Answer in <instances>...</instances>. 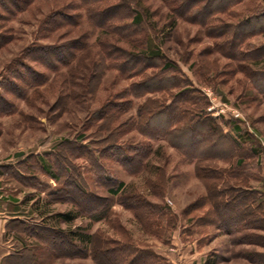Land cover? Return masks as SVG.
Returning a JSON list of instances; mask_svg holds the SVG:
<instances>
[{
  "label": "rangeland",
  "instance_id": "rangeland-1",
  "mask_svg": "<svg viewBox=\"0 0 264 264\" xmlns=\"http://www.w3.org/2000/svg\"><path fill=\"white\" fill-rule=\"evenodd\" d=\"M168 1H130L135 9L142 11L144 19L141 30L132 39L142 44L148 41L158 48L163 59L151 65L155 64L159 69L164 61L169 62L173 68L168 75L181 83V91H186L187 97L196 95L201 99L197 107L190 102L183 106L191 112L203 111V116L211 119L219 133L226 136L224 141L219 140L220 147L216 149L210 146L215 140H209L203 132H200L202 137H196L198 130L189 131L193 132L190 137L180 134L175 138L174 132L171 141L142 138L136 127L139 107L142 113H148L159 105H170V94H177L178 90L167 94L150 93L140 99L117 98L118 93L141 79L118 76L115 67L108 68V65L115 64L110 59H104L107 68L102 69L101 59L108 51L107 44L128 50L132 48L115 34L93 29L85 7L78 5L69 11L76 17L77 27L42 36L41 28L49 17L78 0H35L11 18L3 14L7 20H0V35H6L7 42L0 47V94L10 104L0 111V206L5 204V209L38 225L75 235V249L70 257L56 256L36 240V245H32L35 246L36 264H113L105 249L111 246L108 242L115 241L132 243L152 253L158 259L154 264H167L168 261L173 264H208L214 235L203 220L208 207L194 209L206 203L208 186H216L226 194L230 190L235 194L239 189L254 193L255 199L251 202L262 207L258 214L262 229L255 231L264 240V97L253 83V74L264 71V59L255 63L253 57H247L233 62L214 51L219 40L209 37L211 27L234 25L253 12L264 10V0H249L224 13L215 12L213 16L208 13L211 7L206 5V0H194L191 14L181 16L177 10L172 13L173 7ZM113 2L110 0L100 6ZM179 3L180 0H175V7ZM93 15L96 18V14L91 17ZM81 37L85 40V48L76 52L68 66H57L55 71L23 58L34 43L54 45ZM261 47H264V35H256L243 42L240 49L249 52ZM116 55L111 51V58L120 56ZM236 66L238 68L233 71ZM157 69L151 68L144 75H158ZM22 77L31 81V87L21 83ZM10 84L20 86V95L16 90L19 87L13 89ZM126 99L131 101L129 110L109 122V133L105 131L98 136L95 127L101 120L96 119L91 124L93 113L112 102H125ZM157 117L156 120V117H147L142 128L151 131L154 123L158 127L165 125V115ZM119 125L123 127L120 129ZM118 129V134L110 135ZM106 137H110L109 141ZM141 141L151 148L142 171L131 174L110 159L118 154L115 150H107L108 145H130ZM71 143L75 144L73 151L70 150ZM189 144L196 148L203 145L202 148H209V151L198 155L188 151L183 156L180 149ZM228 148L230 152L227 153ZM111 155L114 156L109 158ZM200 156L207 160L198 164L196 160ZM92 157L99 160L106 174L96 170ZM38 160L51 163L52 171L61 170L66 177L77 175L88 193L108 197L111 208L107 218L92 220L87 214H80L77 204L56 200L52 195L60 186L40 170ZM237 160L242 163L237 164ZM107 179L114 184L123 183L117 196L112 197L103 187L102 181ZM131 194L156 205L162 214L151 215L140 225L133 212L124 208L121 202ZM68 195L73 197L74 191L69 190ZM224 200L229 201L228 198ZM75 202L84 206L88 203L77 198ZM232 205L240 203L235 201ZM66 212L76 214L69 223L59 218V214ZM157 217H160L159 222ZM247 231L246 235L254 233L251 228H246ZM79 235H94L92 244H81L77 240ZM216 244L225 245L234 253L236 249H243L227 238ZM261 248L260 258L264 259V246ZM29 258V253L24 252L14 264H24ZM232 261L226 264L243 263L236 262L235 258Z\"/></svg>",
  "mask_w": 264,
  "mask_h": 264
},
{
  "label": "trees",
  "instance_id": "trees-1",
  "mask_svg": "<svg viewBox=\"0 0 264 264\" xmlns=\"http://www.w3.org/2000/svg\"><path fill=\"white\" fill-rule=\"evenodd\" d=\"M35 0H0V10L2 11L0 15V20H7L3 17V14H6L11 18L14 13L22 11L29 4ZM76 4L67 5L61 8L59 13H53L43 28V37H48L50 34L66 29V28H75L77 27V20L74 14H69L70 10H73L76 6H83L87 9V18L90 21V24L93 29H99L102 31H108L112 34L117 35L120 39L126 42L132 50L123 49L118 45L107 44L106 54L103 59H101V68H107L104 59H110L115 61V64L108 65V68H116L117 75L125 77L127 79H132L134 77H140V81L131 83L129 87L125 88L122 92L118 93L117 98H136L140 99L146 94L150 93H159L165 92L171 93L172 90H178L177 94H170L172 96L170 105H159L156 107V110H151L148 113H142V108L138 109V117L136 120V127L139 134L144 138V140L155 141V140H164L171 141L174 138L173 134L175 132L176 137L178 135L190 137L193 132L189 131L198 130L196 137H200V132H203V135L206 136L209 140H215L211 146L212 149L220 147L219 140L224 141L226 136L219 133L218 129L214 127L211 119L203 116V111L194 110L191 112L189 109L184 107L187 103H191L194 106L200 105L201 99L199 97L190 98L185 95L186 91L183 90L181 83H177L174 80L173 76L168 75L169 70L172 65L169 62L164 61L163 65L157 69V66L151 65L155 61H160L163 59L161 51L153 47L150 42L146 41L144 44L140 43L136 39H132V36L136 35L140 30L143 22V14L141 10L135 9L133 7L131 0H111L114 1L105 5L104 7L100 6L105 2H110V0H78ZM179 1V0H178ZM178 7H175V0H169L168 3L172 5V13H175V10L178 11V15L181 16L183 13L191 14V3L194 0H180ZM249 0H206V5L209 4L211 9L208 10L210 16L215 13H224L229 8L241 3L248 2ZM64 8V9H63ZM79 8V7H78ZM95 13L96 18L91 17V14ZM193 17V15L191 16ZM204 17V16H203ZM175 21L171 22L170 26H173ZM213 23V21H211ZM209 37L216 41L214 45V51L218 52L222 57L231 60L233 62L244 60L247 57L260 62L264 59V47L255 48L249 52H243L240 47L242 43L245 42L250 37L256 35H264V10L260 9L257 12H253V15L238 21L236 24H222L221 27H211ZM219 29V31H217ZM63 34V33H62ZM6 35H0V47L3 46L7 39ZM221 39V41H220ZM85 40L83 38L75 40H67L61 43H56L54 45L47 44H37L34 43L24 55V60L29 61L30 63H35L44 68L50 70H57V66H68L70 61L73 60L76 56V52L85 48ZM110 49V50H109ZM111 51L117 53L115 58H111ZM119 53V54H118ZM52 54L53 56H50ZM253 57V58H252ZM249 58V59H250ZM21 66V65H20ZM25 67V65H23ZM21 66V68H23ZM157 69L158 75L147 76L144 75L147 70ZM238 67L234 68L233 71H236ZM101 70L99 68L98 74ZM160 75V76H159ZM168 75V76H167ZM98 76V75H97ZM155 77H158L156 80ZM254 86L259 91V93L264 97V71L256 72L253 74ZM21 83L25 87H31V81L24 77L21 78ZM29 82V84H28ZM13 86L12 84H10ZM16 87L18 85H15ZM13 86V89L15 88ZM19 89H16L17 94L20 95V86ZM89 89V88H88ZM125 102L117 103L112 102L110 105H105L93 113V118L90 120V123L93 124L94 120H101L100 123L95 127L97 130V135L100 136L105 131H110L109 122L115 121L120 113H124L129 110L131 105L130 99H126ZM6 99L0 94V111L3 112V108L9 107ZM142 113V114H141ZM164 114L166 117L165 125L156 126L155 123L151 127V131L145 130L142 127L145 126L147 117H156ZM98 122V121H97ZM122 125L118 127L121 129ZM123 127V126H122ZM111 132L110 135L113 136L118 134L119 130ZM239 131L238 127H235ZM210 132V133H208ZM211 134V136H210ZM210 136V137H208ZM202 137V136H201ZM110 137H106V140L109 141ZM105 142V139L102 141ZM203 144V143H202ZM124 145V144H123ZM108 145L107 150H115V153L118 156L113 159L108 156L111 160H115L119 165L125 168V170L131 174L138 173L142 171L145 167L143 164L144 160L147 159L150 152V145L146 142L141 141V143L130 144V145ZM70 150H75V144H69ZM193 146L195 148H193ZM203 145H200L196 148L195 145L189 144L188 146H182L180 150L183 151L182 155L188 154V151H192L195 155L204 154L209 151V148L206 150L202 148ZM176 147V146H175ZM192 148V149H191ZM200 148V149H199ZM210 149V150H212ZM227 153L230 152V148L226 149ZM104 152V150L102 151ZM255 152V151H254ZM92 162L95 163L96 170L101 174H106V171L103 165L99 164V160L92 157ZM207 159H203L200 156L196 161L203 162ZM54 161L57 162L55 158ZM38 162V167L41 171L49 176L54 182H56L60 189L57 190L52 196H55L56 200L71 201L74 204H77L79 207L80 214H87L92 220H102L107 218L109 215V210L111 208V201L108 197H98L88 193L86 186L81 184V181L78 176H64L63 171H52L51 163L47 164L45 161ZM242 163L241 160H237V164ZM199 164V163H198ZM21 166V165H20ZM23 166V165H22ZM211 171V170H210ZM212 172V171H211ZM214 173V172H213ZM20 175L22 173H19ZM22 176V175H21ZM217 179V178H215ZM110 179H107L106 182L102 181L103 187L107 190V193L111 196H117L123 188V183L115 184ZM117 184V185H116ZM207 188V200L202 207L194 208L196 210L201 208H207L206 216L203 219L205 224L217 225L225 232L229 234L238 231L239 229L251 228V229H262L260 224L262 219L258 218L256 210L261 212L262 207L259 205H254V202H251L252 199H255V194L248 189H239L235 192L230 190L229 192L220 191L215 187L208 186ZM69 190L74 191V195L69 196ZM229 193V194H228ZM79 199L86 202V205L75 202V199ZM228 198L229 201L224 200ZM235 201L239 202L240 205H232ZM124 208L129 209L133 212L136 221L143 225V219L149 218L151 215L162 214L160 213V208L156 205L147 202L145 199L139 195H129L124 197L121 201ZM264 202V201H263ZM255 208V209H254ZM160 216V215H159ZM76 217V214L72 215L70 212L59 214V218L66 220V222L72 221ZM147 218V220H148ZM158 222L160 217H157ZM154 223L153 225H155ZM147 226L146 224H144ZM157 223L156 226H158ZM144 226V227H145ZM31 236H35L37 241H40L42 244L47 246L50 251L54 252L56 256L60 257H70L72 256L75 246L73 244L75 235L71 232H63L60 229H53L51 227L37 225L32 227L30 231ZM94 235H79L77 240L81 243L92 244ZM245 242H251L255 244H260L264 246V240L259 234H251L244 237ZM111 246H107L105 249L111 257L113 264H154L158 261L157 257L148 251H143L136 247L134 244L129 243H120L119 241L108 242ZM92 256H94V251ZM94 258V257H93ZM14 259V258H11ZM156 260V261H155ZM97 263V261H96ZM159 264V263H158Z\"/></svg>",
  "mask_w": 264,
  "mask_h": 264
},
{
  "label": "crops",
  "instance_id": "crops-1",
  "mask_svg": "<svg viewBox=\"0 0 264 264\" xmlns=\"http://www.w3.org/2000/svg\"><path fill=\"white\" fill-rule=\"evenodd\" d=\"M256 213L258 215L260 211L256 210ZM37 225L36 222L34 223L29 219L15 215L11 211L5 209V204L0 206V264H14L18 257L22 256L24 252H28L30 255L29 260L27 262L25 261L24 264L37 263V256L33 251V247L35 246H32L36 245L35 241L37 239L34 235L31 236L30 234L32 227ZM206 226L210 227L214 234L210 242L213 247L210 249L211 253L208 259V264H226L233 262V258H235L236 262L242 261L243 263L246 262L248 264H264V259L260 258V254L262 253V250H260L262 249L261 245L249 241L245 242L244 240V237L248 236L246 235V233H249L248 231L245 232L244 230V233L241 231L242 229H239L238 231L229 234L220 229L217 225L206 224ZM251 231L254 232L251 234H260L256 232L258 230L255 231L254 229H251ZM223 238H227L230 241L234 240L236 245H241L243 249H241V251L236 249L234 253L231 251V248H228L225 245L218 246L216 242ZM173 260H175V257H173ZM173 263L174 262L172 261H168L167 264Z\"/></svg>",
  "mask_w": 264,
  "mask_h": 264
}]
</instances>
